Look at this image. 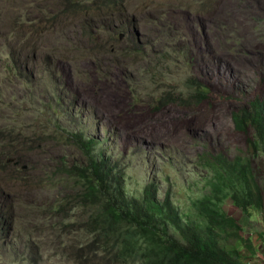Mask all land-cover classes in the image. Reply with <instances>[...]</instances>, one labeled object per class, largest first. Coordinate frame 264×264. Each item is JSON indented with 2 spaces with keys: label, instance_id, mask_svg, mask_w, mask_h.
I'll list each match as a JSON object with an SVG mask.
<instances>
[{
  "label": "rangeland",
  "instance_id": "374dc122",
  "mask_svg": "<svg viewBox=\"0 0 264 264\" xmlns=\"http://www.w3.org/2000/svg\"><path fill=\"white\" fill-rule=\"evenodd\" d=\"M192 85L207 86L203 103L159 104L194 97ZM258 85L264 0H0V264H123L70 208L79 192L54 180L85 162L74 136L125 169L130 194L153 184L183 227L203 224L209 149L264 169V146L232 119ZM221 207L256 252L230 229L223 245L264 263V206L247 214L226 194Z\"/></svg>",
  "mask_w": 264,
  "mask_h": 264
},
{
  "label": "trees",
  "instance_id": "16d2710c",
  "mask_svg": "<svg viewBox=\"0 0 264 264\" xmlns=\"http://www.w3.org/2000/svg\"><path fill=\"white\" fill-rule=\"evenodd\" d=\"M198 87L192 85L196 95H189L190 99L167 95L160 99L159 104H201L209 92L207 86L203 89ZM263 92L258 85L255 93H251L248 106L232 114L235 130L245 135L247 141L252 140L255 149L258 144L264 146ZM58 136V133L52 135ZM68 138L69 135L65 140ZM70 140L82 151L85 162L70 167L61 164L54 172V180L59 179L63 186L79 192L76 197L78 203L70 208L77 209L86 221L84 226L96 248L113 255L109 262L247 264L238 249L223 245V234L229 229L231 240L239 239L251 254H255L250 235H242L241 225L221 207L226 194L247 214L251 207L261 209L264 206L261 178L264 169H255L251 161L242 159V155L227 159L226 153L215 154L210 149L206 152L207 166L211 167L213 176L211 195L198 200L204 223L197 225L191 222V226L186 228L180 224L179 212L170 191L163 201L158 199V189L153 184L146 185L141 195L130 194L125 169L119 168L112 157L97 155L90 139L74 136ZM172 228L178 229L179 235Z\"/></svg>",
  "mask_w": 264,
  "mask_h": 264
}]
</instances>
